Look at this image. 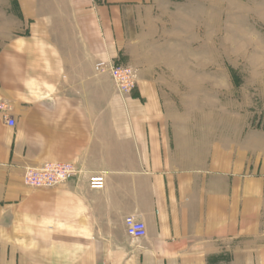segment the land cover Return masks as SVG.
Returning <instances> with one entry per match:
<instances>
[{
  "label": "crops",
  "instance_id": "0c3cea01",
  "mask_svg": "<svg viewBox=\"0 0 264 264\" xmlns=\"http://www.w3.org/2000/svg\"><path fill=\"white\" fill-rule=\"evenodd\" d=\"M171 2L0 0V94L14 120L0 116V264H264L258 101L197 113L193 90L210 68L182 77L131 60L143 35L129 27ZM252 11L264 27V0ZM121 49L137 69L126 95L94 65L117 63ZM254 74L258 98L264 71ZM45 162L78 172L55 187L25 185L24 171ZM94 174L100 190L89 187ZM128 216L143 237L127 234Z\"/></svg>",
  "mask_w": 264,
  "mask_h": 264
},
{
  "label": "rangeland",
  "instance_id": "374dc122",
  "mask_svg": "<svg viewBox=\"0 0 264 264\" xmlns=\"http://www.w3.org/2000/svg\"><path fill=\"white\" fill-rule=\"evenodd\" d=\"M237 2L222 0L227 8L219 10L214 8L220 4L219 0H213V9L204 11L202 4L193 0H172L168 8L153 9L154 20L141 17L140 24L129 27L133 35H143L131 60L144 67L174 68L182 77L187 76L181 72L188 68L197 72L210 68L212 80L205 84L197 82L193 90L197 113L244 112L251 110L254 100L264 112V91L260 89V96L254 98L249 79L254 73L264 71V27L252 19L253 0H242L239 5ZM122 53L119 50L117 64L129 66L137 73L136 65L125 61ZM199 76L209 74L198 73L196 77ZM224 77L227 86H223ZM187 92L180 90L181 103L185 105L187 97L182 95Z\"/></svg>",
  "mask_w": 264,
  "mask_h": 264
},
{
  "label": "built area",
  "instance_id": "2783aa9c",
  "mask_svg": "<svg viewBox=\"0 0 264 264\" xmlns=\"http://www.w3.org/2000/svg\"><path fill=\"white\" fill-rule=\"evenodd\" d=\"M95 70L100 73H107L120 94L131 93L137 82L136 71L129 67L109 61H98ZM0 116L9 125H14L10 115V106L0 94ZM78 170L70 162H45L37 168H27L23 174V183L29 187L49 188L64 183L77 174ZM89 187L100 190L104 187V176L94 174L89 177ZM126 232L133 238H140L145 235V227L134 217L125 218Z\"/></svg>",
  "mask_w": 264,
  "mask_h": 264
}]
</instances>
